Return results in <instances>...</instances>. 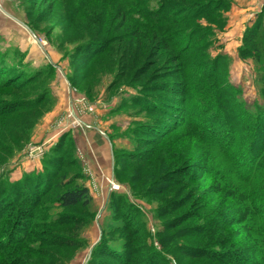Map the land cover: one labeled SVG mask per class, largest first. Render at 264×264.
Instances as JSON below:
<instances>
[{
  "label": "rangeland",
  "instance_id": "374dc122",
  "mask_svg": "<svg viewBox=\"0 0 264 264\" xmlns=\"http://www.w3.org/2000/svg\"><path fill=\"white\" fill-rule=\"evenodd\" d=\"M199 1L0 0V53L39 74L0 78V264H264V211L238 201L264 206V161L252 185L234 163L264 105V0ZM202 117L223 138L194 137ZM81 186L89 208L59 206Z\"/></svg>",
  "mask_w": 264,
  "mask_h": 264
},
{
  "label": "trees",
  "instance_id": "16d2710c",
  "mask_svg": "<svg viewBox=\"0 0 264 264\" xmlns=\"http://www.w3.org/2000/svg\"><path fill=\"white\" fill-rule=\"evenodd\" d=\"M48 0H44L45 3H47ZM226 2L227 5H229L231 0H203L199 1L200 5L204 4H214L216 2ZM228 2V3H227ZM219 10V9H218ZM216 11V10H215ZM202 13H213L212 9L205 10L203 9ZM119 43L117 45V51L119 48ZM78 50L82 51L84 54H86L87 61L89 63L94 62L97 58L100 56L105 55L108 52L107 46L104 45L103 40H97V39H88L87 41L83 42L82 45L78 48ZM116 51V52H117ZM187 54V53H184ZM12 63H8L6 61L5 56H2V53H0V78L2 76H19V77H26L28 80H31L34 78L36 75L38 76L39 74H34L35 71H14L15 69L12 67ZM34 71V72H33ZM37 72V71H36ZM41 72V71H40ZM22 73V74H21ZM75 75L72 76L74 79L73 85L75 88H77L78 85H82V81H84V77L86 76L85 74L81 75L79 73H74ZM49 75V74H48ZM47 75V76H48ZM49 85L45 83V86L42 88L44 92L48 91ZM87 91L89 94L92 95V92H94V86L90 83V85H87L86 87ZM78 89V88H77ZM42 91V92H43ZM41 92V93H42ZM257 109H259L260 113L264 111V105L257 106ZM263 109V110H262ZM260 113L253 114V121L251 123L249 130V136L247 142L243 145L242 149H244L240 153V157H237L238 159H235V167L239 165V167L242 168V170L238 174V179L243 180L244 184H250L252 185V181L256 176H258L259 170L262 169L263 165V156H264V115L260 116ZM187 117H180L176 119V122L169 127L166 131L160 134V137L166 136L168 132H171L175 130L177 127H181ZM213 117H209V119H202L198 120L197 118L193 120H189L190 122L189 125L191 126L192 134L194 137L198 138H207L208 140L212 141L213 139H216L218 137L223 138L221 136H224L225 131L227 130V127L223 125H219L218 122L212 123ZM194 132V133H193ZM225 146L224 148L230 151H234L235 148H231L229 146ZM230 148V149H229ZM255 154L257 155V159L255 158ZM244 158V159H243ZM237 168V167H236ZM215 168L212 167L209 169L210 174L215 175L214 172ZM262 183V188H264V178L261 180ZM250 188V189H249ZM255 188H251L250 186L244 190H241L240 197H238V201L243 199L245 202V199L247 200V208L252 212L254 210L255 213L258 212H263L264 211V206L262 205H257L260 206V208L254 206V202L256 201V195H255ZM240 192V191H239ZM260 202L264 203V196H261L259 199ZM58 202L59 206L62 208H73V207H82V208H89L92 202V196L89 193V190L85 187H75L72 189H68L58 196ZM254 206V207H253ZM261 210V211H260ZM63 222V221H61ZM71 222V221H70ZM64 224V223H61ZM253 229V228H250ZM260 234V233H259Z\"/></svg>",
  "mask_w": 264,
  "mask_h": 264
},
{
  "label": "crops",
  "instance_id": "0c3cea01",
  "mask_svg": "<svg viewBox=\"0 0 264 264\" xmlns=\"http://www.w3.org/2000/svg\"><path fill=\"white\" fill-rule=\"evenodd\" d=\"M260 5L258 3V0H251V2H245L242 4L240 0H236L234 3V7L231 9L230 13H258L260 11ZM10 15V14H9ZM86 121L82 120L83 123H94L95 119L91 118L90 116L84 117ZM95 124V123H94ZM97 124V123H96ZM99 124H97L95 127H98ZM97 129V128H96ZM97 130H90L83 134V138H81L82 145H87L89 143L91 146H95L97 143ZM101 151V149H99Z\"/></svg>",
  "mask_w": 264,
  "mask_h": 264
},
{
  "label": "water",
  "instance_id": "95a60500",
  "mask_svg": "<svg viewBox=\"0 0 264 264\" xmlns=\"http://www.w3.org/2000/svg\"><path fill=\"white\" fill-rule=\"evenodd\" d=\"M7 13V12H6Z\"/></svg>",
  "mask_w": 264,
  "mask_h": 264
}]
</instances>
